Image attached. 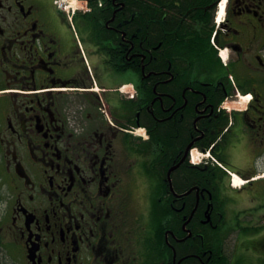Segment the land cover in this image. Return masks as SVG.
Instances as JSON below:
<instances>
[{
	"label": "flooded vegetation",
	"instance_id": "1",
	"mask_svg": "<svg viewBox=\"0 0 264 264\" xmlns=\"http://www.w3.org/2000/svg\"><path fill=\"white\" fill-rule=\"evenodd\" d=\"M55 1L0 0V264H264V0Z\"/></svg>",
	"mask_w": 264,
	"mask_h": 264
},
{
	"label": "rangeland",
	"instance_id": "2",
	"mask_svg": "<svg viewBox=\"0 0 264 264\" xmlns=\"http://www.w3.org/2000/svg\"><path fill=\"white\" fill-rule=\"evenodd\" d=\"M244 105V102L242 101V103L241 104H238L237 106L238 107H241V106H243ZM200 153L199 152H195V154H194V156H193V158H194V160L197 162L199 159H200Z\"/></svg>",
	"mask_w": 264,
	"mask_h": 264
},
{
	"label": "bare ground",
	"instance_id": "3",
	"mask_svg": "<svg viewBox=\"0 0 264 264\" xmlns=\"http://www.w3.org/2000/svg\"><path fill=\"white\" fill-rule=\"evenodd\" d=\"M239 184H241V182H240L238 179H236V180H235V185L238 186Z\"/></svg>",
	"mask_w": 264,
	"mask_h": 264
},
{
	"label": "snow or ice",
	"instance_id": "4",
	"mask_svg": "<svg viewBox=\"0 0 264 264\" xmlns=\"http://www.w3.org/2000/svg\"><path fill=\"white\" fill-rule=\"evenodd\" d=\"M221 14H222V9H221ZM245 99H250V97H245Z\"/></svg>",
	"mask_w": 264,
	"mask_h": 264
}]
</instances>
